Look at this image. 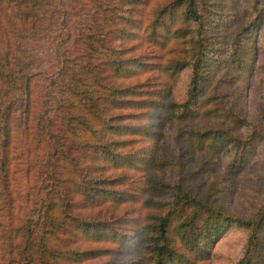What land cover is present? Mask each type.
<instances>
[{"label": "trees", "instance_id": "16d2710c", "mask_svg": "<svg viewBox=\"0 0 264 264\" xmlns=\"http://www.w3.org/2000/svg\"><path fill=\"white\" fill-rule=\"evenodd\" d=\"M77 1L0 0V264H215L231 227L230 264H264V195L231 209L264 142L246 111L264 0Z\"/></svg>", "mask_w": 264, "mask_h": 264}, {"label": "rangeland", "instance_id": "374dc122", "mask_svg": "<svg viewBox=\"0 0 264 264\" xmlns=\"http://www.w3.org/2000/svg\"><path fill=\"white\" fill-rule=\"evenodd\" d=\"M250 0H241L240 5L247 6ZM74 8L78 12H87L90 9V0H78ZM65 5L68 6V3ZM70 8V7H69ZM54 42H46V45L39 47L40 57L37 62L46 71L56 67L59 63V58L53 50ZM70 47H76L73 44V39L69 43ZM258 53L255 69L253 72L250 86L248 87L246 99V111L250 120H255L258 117L263 118L264 127V26L258 36ZM51 46V47H50ZM73 49V48H72ZM190 70H185L181 78L175 84L174 96L182 98L188 84ZM33 90L35 94L42 97L46 91V84L49 82L42 75H35L32 79ZM173 127L168 126L164 143L170 152L174 150L171 134ZM24 179L21 173L15 176V184L17 192L23 193ZM264 195V142L260 143L256 156L251 165L239 174L235 179L234 192L231 199V209L236 214H249L257 207ZM17 198L20 200V195L17 193ZM14 213L17 209L14 207ZM244 231L237 227H231L230 230L222 234L214 245L215 264H230L235 262L241 254L244 242Z\"/></svg>", "mask_w": 264, "mask_h": 264}]
</instances>
